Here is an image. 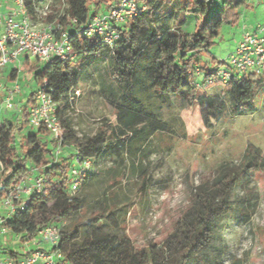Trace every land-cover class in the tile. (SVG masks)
I'll list each match as a JSON object with an SVG mask.
<instances>
[{"label": "trees", "instance_id": "16d2710c", "mask_svg": "<svg viewBox=\"0 0 264 264\" xmlns=\"http://www.w3.org/2000/svg\"><path fill=\"white\" fill-rule=\"evenodd\" d=\"M45 1H49L51 9L45 22L56 21L71 35L74 57L67 62L52 59L34 75V81L37 85L47 82L64 130V145L75 147L79 159L90 160L91 167L120 153L130 160L132 172L136 161L144 174L142 163L151 154L152 139L169 132L166 125L160 124L159 111L171 107L172 100L185 107L196 105L206 126L212 121L255 111L252 102L262 85L264 72L234 77L221 84L215 80L217 71L199 64L201 53L211 56L221 26L239 20L238 9L243 0L184 3L191 6V12L198 18L191 32L183 30L187 26L185 21L177 27L170 26L173 11L164 9L166 4L162 0H146L147 11L119 30V40L112 47L101 42L93 44V40L82 37L89 18L107 10L104 0H23L32 22H40L34 8ZM181 12L184 10L177 13ZM97 58H107L108 76L115 83L110 103L116 124L111 126L104 121L93 135L78 137L69 117L64 118L63 114L76 98L86 62ZM211 62L226 68L225 61L212 58ZM210 80L222 85V91L198 95L209 89L206 82ZM34 104L31 92L19 108V116L2 119L0 130V197L8 195L20 176L31 169L37 168L43 177L42 193L33 195L23 211L4 220L3 226L20 237V242L34 238L42 228L55 226L61 233L57 250L67 264H224L227 253L222 237L224 222L233 217L249 223L256 208L255 192L249 183L256 172L264 171L261 150L247 144L238 164L220 161L213 177L195 188L189 208L177 219L163 244L137 247L125 233L124 220L118 219L114 207L117 193L111 189L116 180L90 206L83 195L84 189L93 185L90 168L79 185L80 193L70 196L73 154L68 151L54 160V143L48 133L29 128L28 110ZM238 190L242 193H237ZM89 208L91 217L62 229L58 225L79 219ZM106 225L112 231H103ZM0 254L20 255L7 249H0Z\"/></svg>", "mask_w": 264, "mask_h": 264}, {"label": "rangeland", "instance_id": "374dc122", "mask_svg": "<svg viewBox=\"0 0 264 264\" xmlns=\"http://www.w3.org/2000/svg\"><path fill=\"white\" fill-rule=\"evenodd\" d=\"M162 1L166 4L164 9L172 8L173 11L169 19L170 26L177 27L181 21H185L187 26L183 30L191 32L198 18L191 12L189 4L184 5L189 0ZM243 2L238 9L239 20L235 24L221 26L210 51L211 56L205 53L199 55L200 66L212 71L224 69L225 65L213 64L211 59L226 61L234 52L243 31L253 32L257 25H264V0ZM181 9L184 12L177 13ZM44 22V19L41 20L42 24ZM46 65L34 58H29L27 63L22 59L18 82L25 99L37 89L34 75ZM234 76L237 79L241 77ZM114 85L108 76L107 58L86 62L78 94L72 107L63 114L64 118L69 117L78 137L93 135L104 121L111 126L116 124L115 112L110 103ZM206 87L209 89L198 92V95H215L223 89L222 85L216 83ZM252 106L255 111L250 115L212 121L210 126H206L196 105L185 107L172 100L171 107H163L159 111L160 124L166 125L169 132L152 139L149 147L151 154L142 163L144 174L140 173V165L136 161L132 172L131 162L124 154L119 153L111 159L100 161L91 167L93 185L84 189L85 200L93 206L106 193L113 179L116 180L111 192L117 193L114 207L118 219L124 220L125 233L137 247L148 244L161 246L177 219L189 208L195 188L213 177L220 161L238 164L247 144L261 150L264 158V77ZM18 116V110L2 111L0 114L1 119L9 120ZM249 188L254 189L256 202L249 223H241L233 217L224 222L222 237L227 246L224 264H264V171L252 176ZM237 193L242 192L238 190ZM91 211L90 208L85 209L79 219H69L58 225L61 229L69 227L77 220L91 217ZM102 229L112 231L109 225ZM15 236L10 234L3 241L10 243L11 237ZM14 242L8 251L13 248L25 251V242H20V237L16 236Z\"/></svg>", "mask_w": 264, "mask_h": 264}, {"label": "built area", "instance_id": "2783aa9c", "mask_svg": "<svg viewBox=\"0 0 264 264\" xmlns=\"http://www.w3.org/2000/svg\"><path fill=\"white\" fill-rule=\"evenodd\" d=\"M11 4V5H9ZM6 12L0 9V72L13 66L20 72L24 58L49 63L52 59L71 61L74 57L72 37L56 22L44 24L41 20L51 13L49 1L38 3L34 10L40 22H32L25 10L23 0H0ZM107 10L93 14L82 31V37L112 47L119 40V30L147 11L146 0H106ZM64 8V6H62ZM226 68L218 70L215 80L221 84L234 79V75H260L264 72V25H257L253 32L243 31L232 54L227 57ZM213 81H207L213 84ZM21 87L18 80L9 84L0 81V114L2 111L19 110L18 97ZM78 92L76 93V95ZM35 104L28 110V126L33 131L44 130L54 143L53 157L57 160L65 152L73 154V165L69 171V194L74 196L81 181L91 168V161L81 160L78 150L65 146L64 130L57 117V107L47 82L38 84L34 92ZM3 123L0 118V130ZM1 170V165H0ZM1 188V183H0ZM43 177L38 169H31L20 176L18 184L10 193L0 197V241L11 233L3 226L4 220L29 205L33 195L42 193ZM61 233L55 226L40 229L32 239L25 241V251L17 256L0 254V264H67L57 250ZM43 247L29 248L28 245ZM45 247V248H44Z\"/></svg>", "mask_w": 264, "mask_h": 264}, {"label": "crops", "instance_id": "0c3cea01", "mask_svg": "<svg viewBox=\"0 0 264 264\" xmlns=\"http://www.w3.org/2000/svg\"><path fill=\"white\" fill-rule=\"evenodd\" d=\"M9 5H11V4H9ZM0 9H1V11L6 12V6L5 5H1ZM20 61H22V58L20 59ZM19 76H20V72L17 73L13 66H11V68H10V66H8L2 72H0V81L3 82L4 84H9V83L12 82L11 79H13V78H16V80H19ZM20 87H21V93H20V95L18 97V102H19V105L22 106L26 102L27 99H25V96H22V86H20ZM34 92H35V90L33 91V93ZM11 239L12 240H11L10 243L9 242H4V241L0 242V247L5 245L4 247H2V249H9L11 246L14 245V243H15L14 240H16V236L15 237H11ZM27 247L35 248L36 245L30 244ZM37 247H43V246L40 245V246H37ZM12 250H13V252H17V253H20V254H22L24 252V251H21V249H14L13 248Z\"/></svg>", "mask_w": 264, "mask_h": 264}]
</instances>
